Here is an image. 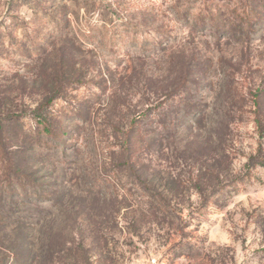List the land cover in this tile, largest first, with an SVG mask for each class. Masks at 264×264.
<instances>
[{"label":"rangeland","instance_id":"obj_1","mask_svg":"<svg viewBox=\"0 0 264 264\" xmlns=\"http://www.w3.org/2000/svg\"><path fill=\"white\" fill-rule=\"evenodd\" d=\"M1 260L264 264V0H0Z\"/></svg>","mask_w":264,"mask_h":264},{"label":"trees","instance_id":"obj_2","mask_svg":"<svg viewBox=\"0 0 264 264\" xmlns=\"http://www.w3.org/2000/svg\"><path fill=\"white\" fill-rule=\"evenodd\" d=\"M189 76L190 73H183V77H181V82L183 85L188 84L189 82ZM53 102V98H50L49 100L45 101L43 104H41L40 106L37 107L36 109V116L39 118V120H41L44 123V129H46L48 132H50L51 127L49 125V117L47 116L46 112H47V108L52 104ZM144 120L143 119H136L133 122V125L130 126L129 129L125 130L123 132V137H124V141H123V146L127 148V151L129 153V162H131L133 167H136V163H137V159H134V152H135V146L137 144V141L139 139L144 138L143 135H145L144 133ZM143 136V137H142ZM10 163H12V161H9ZM155 187V186H154ZM23 203H25L23 201ZM42 237V241L47 245V248H42V250L46 249L47 252H49L51 254V257L56 256L57 254H59L60 251H65L68 242H69V238H68V234L64 235L63 237V245L62 248L59 246L57 247L56 245L53 246L54 242L57 240V238H59V236H57L55 234V230L51 229V230H47L44 231L43 233H41ZM85 239V237H83ZM22 240L24 239H16V241L14 242V246L11 245V248L8 252H10L11 255L15 256L19 253L20 248H23L24 246L22 245L23 242ZM26 241V239H25ZM71 242V239H70ZM23 246V247H22ZM28 259L27 262H31V260L33 258H35L36 252L34 248H29L28 249ZM35 252V253H34ZM10 256V255H9ZM2 264H5V262L3 260ZM76 261H74L75 263Z\"/></svg>","mask_w":264,"mask_h":264}]
</instances>
